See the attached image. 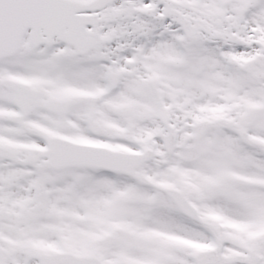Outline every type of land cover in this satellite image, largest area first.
Listing matches in <instances>:
<instances>
[{
  "label": "flooded vegetation",
  "instance_id": "1",
  "mask_svg": "<svg viewBox=\"0 0 264 264\" xmlns=\"http://www.w3.org/2000/svg\"><path fill=\"white\" fill-rule=\"evenodd\" d=\"M138 1L141 9L149 10L151 14L148 18L142 16L143 27L138 31L137 38L131 36L136 26L131 18L130 28L122 31V41L111 35L107 43L108 27L114 22L107 15V9L99 13V17L106 18V23L97 25L93 30L104 39V43L93 51L106 46V57L111 62H126L137 53L142 64L168 59L186 62L191 75H219L223 81L219 82L218 88L207 93L212 104L203 105L202 119L226 121L229 129L235 131L240 126L249 128L262 112L259 108L250 109L256 101L253 96L264 95V22L256 19L261 13L257 0H186L185 3L177 0L178 4L174 0L170 3L164 0ZM128 2L130 0L123 4L127 5ZM169 4L177 8L174 9L180 14L179 21L176 16L165 15L171 9L167 7ZM161 10H164V15H161ZM182 20L188 22V32L181 27ZM30 42L31 37L27 33L22 38V50L14 58L3 62L26 56L22 52L26 51ZM43 48L68 49L69 56L77 57L73 47L56 38L50 47ZM255 57L259 58L258 62L250 63L247 72L242 71L243 65ZM2 64L0 264H43L41 260L49 261L62 254L93 257L103 264H242L240 249L230 247L224 238L225 216L221 208L223 211L225 185L210 183L201 186L194 183L195 178L190 177L189 173L184 180H177L180 169L151 167L157 161L156 155L162 146V135L155 129L167 125L175 133L179 127L178 122H169L170 116L166 111L160 110L161 105L167 103L164 95L174 91L172 83L160 81L166 77L136 75L147 81L142 87H136L134 94L141 99V104L149 107L140 110L135 117L134 111L127 110L123 119L121 148L116 147V150L106 143L107 139L113 143L109 132L93 135L86 131L94 139L83 142L88 145L106 147L124 155L151 152L152 160L133 170L132 174H117L123 180L122 191L128 193L126 203L129 206L120 220H115L110 207V192L105 205L95 202V205L91 203L86 206L90 202L80 199V191L72 183L74 179L65 176L67 170L73 172L72 176L82 169L90 173L97 169L56 168L50 166L44 156L51 139L71 138L66 132L73 122L80 119L79 111L72 114L73 102L83 99L63 95L48 98L46 93L49 89L43 87V75L9 73L3 70ZM123 76L119 75L118 85H122ZM242 77H252L255 82L251 80L240 91L238 85ZM243 91L248 98L242 99ZM199 97L201 101L204 100L205 93L200 92ZM56 101L60 102L59 105L50 108L49 104ZM151 105L159 108L160 112L154 111ZM211 111L214 113L211 114ZM104 135L107 139H101ZM240 136L243 143L249 140L244 130L240 131ZM243 143L241 145L253 147L257 154L264 155L263 138L248 145ZM234 144L231 149H240V145ZM233 153L232 150L227 151L228 156ZM106 175L108 179H113V173L106 172ZM137 177H144L151 184H142ZM229 179L226 178L227 183ZM169 191L177 192L178 198L187 200L197 214L196 220L194 216L182 213ZM83 207L89 210L83 211ZM98 207L105 215H97ZM122 223H131L133 229L122 231L119 227ZM144 233L162 240L167 245L165 251L160 253L153 246L152 239L147 241L148 245L144 248L130 246L129 243L122 251L115 248L117 234L126 236L130 241L135 235L142 236ZM82 234L89 236L85 237V242ZM107 238H111L109 247L104 244ZM82 246L89 248L90 252L82 250ZM227 252L233 253L228 261ZM243 262L256 264V256H248Z\"/></svg>",
  "mask_w": 264,
  "mask_h": 264
},
{
  "label": "rangeland",
  "instance_id": "2",
  "mask_svg": "<svg viewBox=\"0 0 264 264\" xmlns=\"http://www.w3.org/2000/svg\"><path fill=\"white\" fill-rule=\"evenodd\" d=\"M164 1L170 3L173 0ZM174 1L179 3L177 0ZM185 2L186 0H183L180 3ZM139 5L138 0H132L127 5L116 2L108 8V16L114 20L108 27L106 35L108 39L113 35L121 42L124 37L122 31L130 28L131 18L136 25L135 30L132 29L134 32L131 36L137 38L138 31L143 27L141 18L136 12ZM169 5L172 6V4ZM257 5L261 13L256 19L264 22V0H257ZM105 47L81 58L69 56L67 49L39 50L5 62L2 67L6 72L19 75H43L45 80L43 87L49 89L46 93L48 98L63 95L83 99L80 102L77 100L73 102L72 114L79 111L80 119L73 122L66 134L76 141L94 140L84 130L87 118L92 117L106 133L109 132L112 135L113 143L107 139L106 135L101 136V139L106 138V143L114 148H121L123 112L134 111L135 117L139 115L140 110H146L149 107L141 104V99L134 94L133 90L136 87H142V84L147 81L136 75L166 77L167 79L160 81L172 83L174 91L169 95H164L167 103L162 104L160 110L166 111L170 116V123L171 121L179 123L178 131L175 133L178 143L174 155L168 156L161 139V151L156 155L157 161L151 167L180 169L181 174L176 176L177 180H184L189 173L190 177L195 178L194 183L201 186L210 183L225 185L224 210L222 211L221 208L225 216L224 238L230 247L240 249L242 264H244L243 259L248 256H256V264H264V156L257 154L253 147L241 145L243 140L240 136V131L244 130L249 140L243 144L247 145L252 141L264 139V95L253 96L256 101L250 109L257 107L263 109V112L255 117L252 125L247 129L240 126L237 131L230 130L226 121L203 120L201 114L204 112V104H212L207 93L219 87V82L223 81L221 76L191 75L186 62L169 61L168 59H161L156 63L147 61L142 64L138 60L137 53L126 62H111L106 57ZM165 55L167 56V53ZM110 68L121 71L124 75L119 89L110 88L107 77ZM251 80L255 82L252 77H242L238 85L241 87L240 91L249 85ZM200 92L205 93L202 101L199 97ZM244 98L248 97L243 91L242 99ZM151 107L157 113L160 112L159 108L154 105ZM213 113L214 111H211V114ZM155 130L159 131L162 136L165 134L162 125ZM232 143L240 145V149H231ZM228 150L234 153L228 156ZM249 152H255V154ZM71 174L73 172L67 170L65 176L74 179L72 183L74 188L80 191V199L90 202L86 206L91 203L95 205V202L97 205L100 203L105 205L106 196L110 192L112 194L110 207L112 215L116 217L115 220H120L123 212L128 210L129 204L126 203L128 193L122 191L124 184L120 176L114 175L111 181L104 174L90 173L84 169L70 176ZM227 177L234 179L233 185L226 183ZM82 204L85 205L83 202ZM100 209L98 207L97 215H105L104 212H100ZM84 210H89V208L83 207ZM87 215L90 214L87 213ZM137 223L140 224L138 220ZM119 227L122 231L133 229L131 223H122ZM82 236L83 242H85V237L89 238L85 234ZM116 236L118 242L115 248L120 251L128 243L130 246L144 248L150 239L153 240V246L155 245L160 253L167 248L162 240L151 238L149 233H144L142 236L135 235L130 241L124 235L117 234ZM82 245L85 244L82 243ZM82 250L90 252V249H86L85 246H82ZM232 254V252H227V261Z\"/></svg>",
  "mask_w": 264,
  "mask_h": 264
},
{
  "label": "water",
  "instance_id": "3",
  "mask_svg": "<svg viewBox=\"0 0 264 264\" xmlns=\"http://www.w3.org/2000/svg\"><path fill=\"white\" fill-rule=\"evenodd\" d=\"M115 0H94L92 8L85 5L76 4V11L102 10L107 4ZM73 4L66 0H0V59L15 55L20 47V40L24 33L30 29L34 33V47L42 44L38 36L40 29L48 32L63 28L68 21L65 20L67 14L63 13V7ZM88 22L84 21L81 28L84 29ZM77 52L83 53V49L77 47ZM112 75V74H109ZM116 75V74H114ZM112 87H116V79L110 76ZM90 129L97 128L89 124ZM174 140L169 138L168 146L171 149ZM58 151V149H56ZM60 157L57 160L62 165H89L96 168H104L112 171L132 170L139 166L145 159L140 157H125L121 154L110 153L104 149H93L70 142L60 143ZM144 181V180H142ZM146 182V181H144ZM84 264V262H82Z\"/></svg>",
  "mask_w": 264,
  "mask_h": 264
}]
</instances>
